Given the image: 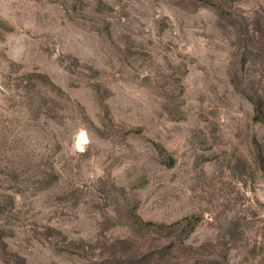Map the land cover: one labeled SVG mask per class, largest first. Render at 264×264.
<instances>
[{
  "label": "rangeland",
  "instance_id": "1",
  "mask_svg": "<svg viewBox=\"0 0 264 264\" xmlns=\"http://www.w3.org/2000/svg\"><path fill=\"white\" fill-rule=\"evenodd\" d=\"M255 105L264 0H0V264H264Z\"/></svg>",
  "mask_w": 264,
  "mask_h": 264
},
{
  "label": "clouds",
  "instance_id": "2",
  "mask_svg": "<svg viewBox=\"0 0 264 264\" xmlns=\"http://www.w3.org/2000/svg\"><path fill=\"white\" fill-rule=\"evenodd\" d=\"M90 143V138L89 135L86 131V129L81 128L78 130V132L75 134L73 138V148L80 152L83 153L85 152L87 145Z\"/></svg>",
  "mask_w": 264,
  "mask_h": 264
},
{
  "label": "trees",
  "instance_id": "3",
  "mask_svg": "<svg viewBox=\"0 0 264 264\" xmlns=\"http://www.w3.org/2000/svg\"><path fill=\"white\" fill-rule=\"evenodd\" d=\"M254 110H255V114L257 115L258 119H261V120L263 119L264 120V110L262 109V107L259 106V105H255ZM193 220H194V218H185V219H183L181 221H177V222L169 225L168 228L173 229V228H176L179 225H182L184 222L190 223ZM144 225L148 226V227H157V225H155L153 223H150V222L144 223Z\"/></svg>",
  "mask_w": 264,
  "mask_h": 264
}]
</instances>
